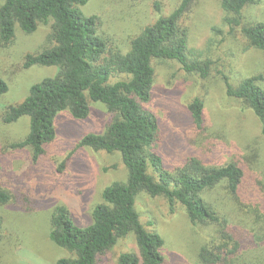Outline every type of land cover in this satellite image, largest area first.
I'll return each instance as SVG.
<instances>
[{
    "label": "trees",
    "instance_id": "trees-1",
    "mask_svg": "<svg viewBox=\"0 0 264 264\" xmlns=\"http://www.w3.org/2000/svg\"><path fill=\"white\" fill-rule=\"evenodd\" d=\"M90 1L4 0L0 6V44H11L17 27L32 35L41 24H51L45 46L25 56L24 68H58L55 77L34 84L21 104L10 106L1 116L7 125L30 118L29 134L12 143L11 148H29L32 160L38 163L49 156V147L56 140L59 113L68 110L75 119L86 120L91 104L102 103L110 114L105 132L84 136L72 155L82 148L119 154L127 171L125 182L101 189L99 203L91 212V224L81 227L67 206L55 208L50 239L69 253L56 264H100L120 240L131 234L135 235L137 250L119 254L117 264H166L164 238L148 231L140 219L137 201L144 193L152 198L163 197L171 213L183 208L194 227L209 231L206 244L198 245L196 250L198 264H264L261 144L248 141L241 148L235 145L229 151L222 149V140L225 142L229 134L221 131L223 127L217 129L209 124L206 101L198 95L187 105L195 131V136L187 138L193 150H183L178 145V164L169 166L160 150L172 141V135L165 133L158 116L145 107L155 85L153 61H175L186 73L203 80L210 76L213 62L202 59V54L189 47V29L181 24L195 0H182L171 15L146 27L125 54L113 50L103 39L99 31L103 21L97 15L88 17L81 11ZM257 1L221 0V8L227 14L240 16ZM227 22L239 26L237 19L227 18ZM241 32L250 46L264 52V23L244 26ZM120 74L128 79L112 82V77ZM262 80L263 76L258 75L235 86L225 76L227 95L252 111L264 140V88L258 84ZM8 90L0 78V95ZM218 150L230 157L226 163L209 161L220 156ZM72 155L64 164L72 160ZM222 183H226L231 200L230 211L234 210L237 217L230 211L217 210L205 199L207 191ZM14 197L0 183V207ZM238 218L242 219L233 225ZM248 226H256L251 230L255 236L247 231ZM3 230L4 218L0 214V242Z\"/></svg>",
    "mask_w": 264,
    "mask_h": 264
},
{
    "label": "rangeland",
    "instance_id": "rangeland-1",
    "mask_svg": "<svg viewBox=\"0 0 264 264\" xmlns=\"http://www.w3.org/2000/svg\"><path fill=\"white\" fill-rule=\"evenodd\" d=\"M3 1L0 0V6ZM181 1L91 0L81 11L88 17L97 15L103 21L99 26L103 39L113 50L125 54L146 27L162 16L171 15ZM227 18L237 19L239 26L227 22ZM257 23H264V0L250 4L240 16L225 13L221 0H195L181 24L189 29V47L202 54V59L213 62L209 78L203 80L188 74L175 61H153L155 85L152 99L145 107L158 116L165 133L172 135V141L160 150L169 166L178 164V145L183 150H193L187 139L195 136L187 105L198 95L206 101L209 124L217 129L223 127L221 131L229 134L226 137L227 140L230 137V142L222 140V149L229 151L235 145L241 148L245 142L257 140L264 154L258 120L251 110L227 95L225 86V76L238 86L243 79L262 75L263 80L258 84L264 88V52L250 46L241 32L242 27ZM50 26L41 24L32 35L17 27L13 42L7 46L0 44V78L9 87L6 94L0 95V183L15 196L11 203L0 207L4 218L0 264H56L68 257V251L50 239L55 208L67 206L76 223L85 227L93 222L91 212L99 203L101 189L127 180L119 154L82 148L72 155L84 136L105 132L110 114L102 103L91 104L86 120L75 119L68 110L59 113L56 140L49 147V156L38 163L32 160L29 148H11L12 143L29 134L30 118L26 116L7 125L1 116L10 106L21 104L34 84L58 73L56 67L24 68L25 56L45 46ZM127 79L124 74L114 75L112 82ZM218 153L219 157L209 161L224 164L230 159L219 150ZM71 155L72 160L64 164ZM205 199L222 212L232 207L226 183L207 191ZM137 209L145 228L164 238L162 253L166 264H198L195 258L198 245H205L209 238L206 228L194 227L181 207L171 213L163 197L141 194ZM230 214L237 217L234 210ZM246 229L255 236L256 232L251 230L256 226ZM136 250V238L131 234L120 240L100 264H117L119 254Z\"/></svg>",
    "mask_w": 264,
    "mask_h": 264
}]
</instances>
